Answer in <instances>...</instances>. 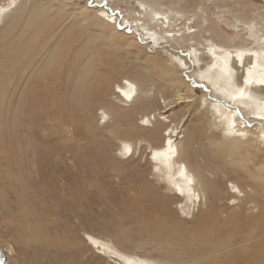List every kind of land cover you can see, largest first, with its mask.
Returning <instances> with one entry per match:
<instances>
[{
    "label": "bare ground",
    "instance_id": "6f19581e",
    "mask_svg": "<svg viewBox=\"0 0 264 264\" xmlns=\"http://www.w3.org/2000/svg\"><path fill=\"white\" fill-rule=\"evenodd\" d=\"M92 1L98 4L107 0ZM132 1L135 2L138 17L129 18L124 14L118 20L106 6L104 9H93L86 2L78 3L70 16L78 22L76 19L79 16V20H83L92 10L97 24L109 34L119 33L118 30H124L127 25L141 32L143 39L151 43L148 52L158 47L165 56V66L161 69L158 81L150 74L145 56L141 58L140 71L126 73L115 79H103L104 83L112 87L111 92L106 93L110 97L105 100L107 107L99 108L98 114L104 126L111 118L115 120L109 130L110 136L116 141L115 154L118 155H114L112 160H119L115 161L114 167L129 159L137 143L144 141L149 148L152 174L157 182L165 184V193L176 199V208L181 215L172 219V222L159 220L154 224L152 233L148 226L142 227L152 243L155 234L159 236L156 237L158 242L150 246L160 251L162 257L127 250L124 243L132 247H140L144 243L130 242L121 233L102 235L81 228L82 238L79 242L86 244L91 249L90 254L97 260L107 255L117 264H220V257L226 251L222 249L230 251L229 257H222L223 264H263L264 258L256 259L252 251L240 256L228 232L240 228V231L244 230L245 223L251 229L247 232L251 237L264 234V13L259 15L257 10L244 8L243 5L232 8L228 7L231 5L222 4L228 0H212L213 23H223L236 32L239 38V42L228 43L222 40L220 27L208 24L210 17L201 7L197 8L199 3L190 0ZM168 2L183 8L171 7L167 5ZM162 4L166 6L161 10ZM52 5L50 0H0V52L12 40L21 45L26 40L25 47H32L53 15H50L49 10H53ZM189 7L191 10H188ZM54 8L55 15L59 14L58 7L55 5ZM98 10L106 18L97 15ZM143 19L152 25L147 26L149 24L141 21ZM176 21L181 24L177 31L170 29ZM157 24L165 35L155 30ZM15 27L19 31L12 34ZM94 33L100 34L99 31ZM103 38L111 39L109 36ZM166 39L178 47L179 43L187 52H174L168 47L171 43L164 45ZM57 55L56 49L46 53L39 67L49 68L55 64ZM23 56L15 52L12 59L15 58L16 63H19ZM91 58L88 57L81 65L76 84L88 81L94 65ZM187 59L192 63L189 71L201 82L211 86V94L202 95L198 104L195 98H190V82L179 74L181 69L188 68ZM8 60L0 59V129L3 133L14 130V110L22 106V102L18 101L23 100V90L34 78L32 74L27 77L26 88L18 91L17 104L12 105L10 113L5 103L8 95L5 89L13 90L10 70L16 64ZM46 76L41 78L44 88L48 86ZM166 85L173 86L176 104H187L190 108L194 106V112H181L183 106L173 110L170 100L163 96ZM199 105L203 108L198 111ZM242 114L252 122V126L241 117ZM204 127L209 129L208 134L212 137L214 131L211 130L218 131V137L205 143L202 139ZM207 171H211L213 176L208 175ZM219 175L228 176L229 180L217 184ZM221 196L228 199L223 207L220 206L222 203L219 205ZM6 204L2 208L11 212ZM186 209L190 215H185ZM26 211L24 207L16 214H28ZM188 220L194 223L188 225ZM34 229L37 233L40 231L37 227ZM42 240L38 242L40 248L45 255L51 254L44 246L43 237ZM261 240L244 244V249L260 248ZM26 241L30 242L29 239ZM0 243V264H17L12 241L2 245L0 240Z\"/></svg>",
    "mask_w": 264,
    "mask_h": 264
},
{
    "label": "rangeland",
    "instance_id": "374dc122",
    "mask_svg": "<svg viewBox=\"0 0 264 264\" xmlns=\"http://www.w3.org/2000/svg\"><path fill=\"white\" fill-rule=\"evenodd\" d=\"M190 1L199 3L197 8L201 7L209 15L208 24L220 27L224 42H239L236 32L219 21L213 23L215 18L211 15V11L214 10L212 0ZM50 2L53 3V10L49 9L53 18L51 17L47 27L41 31L32 47L29 49L25 47L26 40H22V45L12 40L11 44L0 52V59L7 61L10 59L16 64L10 70L13 90L5 89V92H8L5 103L9 108L6 110L8 109L10 113L17 104L18 91L26 88L27 77L34 75L33 82L29 81L27 88L23 90L24 94L21 97L23 100L18 101L22 102V106L14 110V130L11 128L13 131L3 133L0 129L2 245L12 241L17 264H117L107 255H102L103 259L97 260L92 253L90 254L91 249L79 242L80 237L82 238L81 228H84L102 235L121 233L130 242L144 243L140 247H132L124 243L127 250L162 257L160 251L150 246L158 242L156 237L159 236L155 234L152 243L147 239L146 231L142 227L148 226L151 230L149 232L152 233L155 230L154 224L159 220L172 222V219L181 215L176 208V199L165 193V184L157 182L153 176L152 163L148 159L149 148L144 141L137 143L135 152L129 159L119 163L117 168L114 167L115 161L119 160L115 158L113 162V156L118 155L115 154L116 141L110 136L109 130L115 120L111 118L104 126L102 120H99L98 113L99 108L106 106L105 100L110 98L106 93L111 92L112 85L108 86L104 83L105 79H115L126 73L140 71L141 58L145 56L150 74L158 81L161 69L165 66L163 60L165 56L158 47L148 52L151 43L143 39L141 32L127 25L124 26V30H118L119 33L109 34L104 27L97 24L92 10L83 20H79V16L76 19L78 22L70 16L71 12H75L78 3L86 2L93 9H104L106 6L118 20H121L124 14L132 18L137 16L135 2L132 0H107L98 4H93L92 0H50ZM222 4L231 5L228 7L243 5L244 8L257 10L259 15L264 13V0H228ZM55 5L59 9V14L56 15ZM167 5L183 8L169 2ZM165 6V4L160 5V9ZM188 10L191 8L189 7ZM98 11H96L97 15L106 18ZM141 21L148 23L147 26L152 25L146 19ZM179 23V21L173 22L170 29L177 31L181 27ZM154 28L160 31V35H165L158 24ZM18 29L15 27L12 34L18 33ZM96 31L100 34L96 35L94 33ZM103 36H109L111 39L107 40ZM163 43L164 45L171 43L168 47L174 49V52L179 51L180 54L187 52L179 43V47L170 40ZM189 43L190 41L187 42ZM55 49L58 52V61L56 60L49 68L39 67L45 54L52 53ZM15 52L24 55L19 63H16L15 58L12 59ZM86 57L93 58V73L91 72L87 82L81 81L76 84V77ZM187 62H189L188 68L181 69L179 74L185 81L190 82L192 88L189 92L190 98H195V103L198 104L202 95L211 94V86L196 78L189 71L192 66L191 61L187 59ZM10 64L12 66L11 62ZM45 74L48 78V89L44 88L45 85L41 80ZM172 87L166 85L163 96L170 100L173 110L183 106L181 112L190 110L193 113L194 106L190 108L187 104L174 102L176 97L173 96ZM202 108L199 105L198 111ZM241 117L252 126V122L246 116L242 114ZM173 119L177 120V117L173 115ZM212 131L215 134L213 137L208 134L209 129L204 127L202 139L204 138L205 143L218 137V131ZM191 163H193L192 158ZM207 174L213 176L211 171H207ZM222 176L219 175L217 178V184L229 180L228 176ZM219 200V205L222 203L220 205L222 207L228 201L225 196H221ZM3 204L8 205L11 212H6L2 208ZM24 207L28 214H16ZM185 215H190L188 209ZM192 221L188 220L187 224H193ZM243 226L245 228L242 231L240 228L228 232L239 255L252 251L256 259L264 258V234L251 237L248 234L251 231L248 224L244 223ZM34 227L40 231L37 233ZM42 237L45 241L44 246L51 253L49 255H45L38 244ZM26 239L30 242L26 243ZM256 239H262L259 242L260 248L244 249V244ZM34 241H36L35 245ZM223 250L226 251L220 257V264H223L222 257L226 258L230 255L228 249ZM52 256L55 258L53 259Z\"/></svg>",
    "mask_w": 264,
    "mask_h": 264
}]
</instances>
